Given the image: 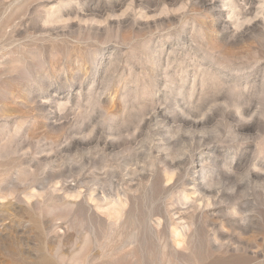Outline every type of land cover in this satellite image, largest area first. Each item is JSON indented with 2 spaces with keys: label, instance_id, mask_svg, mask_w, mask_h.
<instances>
[{
  "label": "rangeland",
  "instance_id": "rangeland-1",
  "mask_svg": "<svg viewBox=\"0 0 264 264\" xmlns=\"http://www.w3.org/2000/svg\"><path fill=\"white\" fill-rule=\"evenodd\" d=\"M263 88L264 0H0V264H264Z\"/></svg>",
  "mask_w": 264,
  "mask_h": 264
},
{
  "label": "bare ground",
  "instance_id": "bare-ground-1",
  "mask_svg": "<svg viewBox=\"0 0 264 264\" xmlns=\"http://www.w3.org/2000/svg\"><path fill=\"white\" fill-rule=\"evenodd\" d=\"M259 2V1H258ZM259 82V81H258ZM236 85V84H235ZM264 89V88H263ZM194 123V122H193ZM255 126V125H254ZM200 143H201V141H200ZM168 144V143H167ZM169 145V144H168ZM209 152V151H208ZM184 155V154H183ZM234 155V154H233ZM244 160V159H243ZM199 163V162H198ZM201 165H202V163H201ZM220 165V164H219ZM181 166V165H180ZM226 166V165H225ZM258 166V165H257ZM227 168V167H226ZM183 169V168H182ZM214 171V170H213ZM229 171V170H228ZM206 172V171H205ZM217 172V171H216ZM196 175H197V172L195 173ZM249 174V173H248ZM217 175V174H216ZM198 176V175H197ZM196 176V177H197ZM194 178V179H197V178ZM253 179V178H252ZM6 180V179H5ZM221 180V179H220ZM3 182V181H2ZM189 182H190V180H189ZM197 182V181H196ZM192 183V182H191ZM121 186V185H120ZM17 187H18V185H17ZM185 187V186H184ZM36 189H38L37 187H36ZM72 189V188H71ZM70 192V191H69ZM205 192V191H204ZM121 193V192H120ZM216 193V192H215ZM194 194V193H193ZM31 195H33V194H31ZM113 195V194H112ZM115 195V194H114ZM200 196V195H199ZM212 196V195H211ZM115 197V196H114ZM113 197V198H114ZM12 206V205H11ZM118 208V207H117ZM4 209V208H3ZM49 212V211H48ZM89 213V212H88ZM119 215V214H118ZM120 216V215H119ZM141 217V216H140ZM114 218V217H113ZM133 218V217H132ZM150 218V217H149ZM76 220V219H75ZM112 220V219H111ZM11 221V220H10ZM77 221V220H76ZM75 221V222H76ZM82 221V220H81ZM122 221V220H121ZM100 222V221H99ZM108 222V221H107ZM138 224V223H137ZM6 226V225H5ZM77 228H79V227H77ZM81 228H82V226H81ZM95 228V227H94ZM141 228V227H140ZM116 230V229H115ZM119 231V230H118ZM7 233V232H6ZM135 234V233H134ZM78 235H79V233H78ZM136 235V234H135ZM82 236V235H81ZM88 236H89V234H88ZM98 236V235H97ZM120 236H121V234H120ZM100 237V236H99ZM98 237V238H99ZM133 237V236H132ZM53 238V237H52ZM94 238V237H93ZM97 238V237H96ZM134 238H135V236H134ZM55 239V238H54ZM53 239V240H54ZM62 239H63V237H62ZM132 240V242L134 241V242H136L137 241V239H131ZM136 240V241H135ZM61 241V240H60ZM79 241H81V240H79ZM94 241V240H93ZM128 241H130V240H128ZM128 241H127V243H128ZM62 242V241H61ZM81 243V242H80ZM88 243V242H87ZM92 244V243H91ZM52 245H54V244H52ZM60 245V244H59ZM50 246V245H49ZM53 248V247H52ZM62 248V247H61ZM95 248V247H94ZM56 251V250H55ZM57 252V251H56ZM34 253V252H33ZM59 253V252H58ZM45 256V255H44ZM100 257H101V255H100ZM17 258V257H16ZM18 260V259H17ZM93 261V260H92ZM22 262V261H21ZM35 263V262H34Z\"/></svg>",
  "mask_w": 264,
  "mask_h": 264
}]
</instances>
